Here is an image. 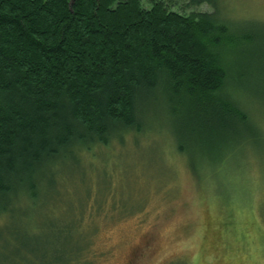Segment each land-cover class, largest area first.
Wrapping results in <instances>:
<instances>
[{
  "label": "trees",
  "instance_id": "1",
  "mask_svg": "<svg viewBox=\"0 0 264 264\" xmlns=\"http://www.w3.org/2000/svg\"><path fill=\"white\" fill-rule=\"evenodd\" d=\"M172 1L0 0V264L99 259L91 194L45 190L70 157L143 136L144 106L221 143L261 129L245 103L264 91V25L234 20L231 0Z\"/></svg>",
  "mask_w": 264,
  "mask_h": 264
},
{
  "label": "rangeland",
  "instance_id": "2",
  "mask_svg": "<svg viewBox=\"0 0 264 264\" xmlns=\"http://www.w3.org/2000/svg\"><path fill=\"white\" fill-rule=\"evenodd\" d=\"M231 2L234 20L264 25V0ZM171 7L213 10L189 0ZM259 94L245 104L261 129L228 133L222 143L208 128L189 134L182 121L150 104L142 108L145 137L129 135L63 161L55 172L60 181L45 196L69 203L91 194L99 258L92 264H264V91Z\"/></svg>",
  "mask_w": 264,
  "mask_h": 264
}]
</instances>
